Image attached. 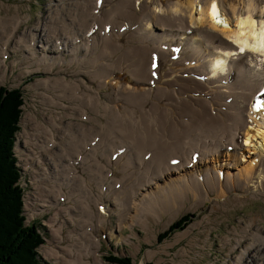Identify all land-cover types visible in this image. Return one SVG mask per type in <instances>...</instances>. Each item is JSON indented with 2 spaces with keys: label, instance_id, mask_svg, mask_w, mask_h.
<instances>
[{
  "label": "bare ground",
  "instance_id": "1",
  "mask_svg": "<svg viewBox=\"0 0 264 264\" xmlns=\"http://www.w3.org/2000/svg\"><path fill=\"white\" fill-rule=\"evenodd\" d=\"M61 12L43 29V36L32 35L28 65L50 74L51 61L58 62L71 46L74 59L65 60L80 66V84L71 85L63 75L59 94L50 80L45 88L55 95L48 100L46 96V103L65 109L62 101L74 100L83 121L96 116L102 127L88 131L81 122L79 131L70 128L76 132L71 134L76 141L68 145L73 153L55 147L64 152L58 155L61 169L54 167L51 181L64 199L61 203L74 201V192L62 179L68 161L74 163L82 154L69 178L81 192L80 218L96 222L95 228L99 221L108 223L93 212V206L103 204L98 200L105 201L107 212L119 211V221L134 226L157 214L172 220L187 201L196 208L199 202L214 201L213 193L226 198L223 203L231 192L237 200L243 193L264 196V115L249 112L264 80V0H65ZM4 25L10 34L12 25ZM218 58L229 60L228 68H214ZM73 74L69 81L75 79ZM88 77L101 85L95 94L88 89ZM107 89L112 96L103 103L101 93ZM56 123L51 120L50 128L43 130L46 135L51 134L48 130L56 134ZM226 144L233 151L223 152ZM215 201L212 206L222 202ZM86 236L94 233L85 229L68 234L71 241L84 239L79 248L85 255L92 248L87 255L95 260L99 246ZM242 254L237 264H250V258L264 264V235L257 234Z\"/></svg>",
  "mask_w": 264,
  "mask_h": 264
},
{
  "label": "rangeland",
  "instance_id": "2",
  "mask_svg": "<svg viewBox=\"0 0 264 264\" xmlns=\"http://www.w3.org/2000/svg\"><path fill=\"white\" fill-rule=\"evenodd\" d=\"M64 1L0 0V85L9 90L21 89L24 95L21 129L15 139L17 146L16 168L19 175L15 179L13 187L17 188L21 195L22 205L18 216L22 218L23 226L36 228L44 239V244L39 248L41 258L46 264H85L84 261H88L89 264H111L108 259L112 255L130 257L133 264H237V259L243 255L242 252L250 244L255 243V236L257 234L264 235V196L254 198V195L258 196L254 192L243 193L245 197L238 200L232 198L236 193L231 192L225 203L223 202L226 198H217L213 193L211 195H214V198L211 196L210 200L215 199L222 202L213 206L212 204L216 203L215 200L212 201L214 203L211 201L199 202L201 204L193 208V204L187 201L186 206L183 205L184 211L172 220L166 218L167 214H157L148 216L145 223L143 220L134 226L130 225L132 223L130 221H119V218L123 219L115 208H112L110 213L105 212V215H102L99 208L93 206V212L99 216V219L108 220V223L99 221L97 225L99 228H95L96 222L87 223L80 218L78 209L82 198L79 196V190L74 187L76 181L72 182L74 188L70 190L77 193L76 197L73 196L74 201L62 203L58 201L57 191H54L52 179L47 177V173L54 167L61 169L58 155L62 157L64 152L60 150V147L69 150L70 153L74 152L68 148V145L76 141L72 139L71 134L79 131L80 128L77 125L81 122L84 126L89 127L88 131H92V128L95 131L97 128H102L97 122L98 117L94 115V120L83 121L74 100L64 99L62 101L66 110L53 105L50 101L46 103V96H48V100L55 95L45 88L46 83L50 80L57 86V89L59 84L63 83L64 78L75 87L80 84L78 78L80 66L72 65L71 62L66 63V60L74 59L71 46L66 48V52L58 62L51 61L50 74L44 73L43 70L34 71V66L28 65V62H32V57L30 59L29 55L32 53V35L38 33V37H41L45 34L43 29L62 13ZM6 23L12 25L10 34L5 30L4 24ZM220 26L224 27V24H220ZM12 34L14 37L9 45L1 46L2 41L5 38L8 39ZM39 42L37 39L36 44ZM5 46H7L6 52L8 53L3 55L2 49ZM28 50L30 53L27 52ZM38 51H40L39 48ZM49 51L57 52L56 50ZM81 55V60H83L85 51H82ZM46 56L50 57L48 54ZM42 57L45 55L42 54ZM61 60H64L65 64H62ZM81 60H76L75 63H80ZM69 68L71 70H68ZM57 72L59 74H56ZM72 72H75V75ZM71 74L75 76V79L69 81ZM91 78L88 77L86 81L88 89L92 88L90 92L95 94L96 89H99L101 85ZM81 90L85 89L81 88ZM58 91L61 94L59 89ZM111 96L112 90L103 91L101 93L102 102L103 100V103L109 102ZM54 119L58 121L55 124L57 133L55 140L58 141L60 147H48L50 141L44 150L40 151L43 155V164L38 162L37 169H34V166L33 169L27 171L29 163L34 164L37 151L32 147L35 144L33 139L39 136L43 142L49 140L45 134L37 133V130L50 128V122ZM103 122L105 121L103 120ZM70 128H75V131ZM48 132L52 133V130H48ZM25 144L26 148H24ZM80 156L76 159L77 167L84 157L83 154ZM54 157L55 160L52 162ZM72 161L69 160L68 163H72ZM81 169L79 168V170ZM60 175L61 172L58 173V179ZM62 182L66 185L64 178ZM58 185L61 187V182H58ZM46 189H50L51 193L48 194ZM115 198L114 195V200H117ZM100 203L105 205V201L98 200V204ZM161 215L163 219H161ZM185 215L191 216L188 226L183 231H177L159 243L160 234L165 233L172 224ZM85 229L88 233H94V236H86L85 240L99 246L95 247L99 251V256L96 255L95 260H92L93 255L87 256V252L89 254L92 248L86 249V255L84 249L79 248L80 242H84V239L71 241L68 238L69 233L79 235ZM97 260L100 263H96ZM249 263L255 264L252 258L249 259Z\"/></svg>",
  "mask_w": 264,
  "mask_h": 264
},
{
  "label": "trees",
  "instance_id": "3",
  "mask_svg": "<svg viewBox=\"0 0 264 264\" xmlns=\"http://www.w3.org/2000/svg\"><path fill=\"white\" fill-rule=\"evenodd\" d=\"M24 98L21 89L9 90L0 86V264H46L39 257L43 237L34 227H24L18 211L21 195L13 187L19 175L13 150L23 114ZM190 215L181 217L160 234L159 243L177 231H183ZM113 264H133L130 258L111 257ZM152 264V263H147Z\"/></svg>",
  "mask_w": 264,
  "mask_h": 264
}]
</instances>
